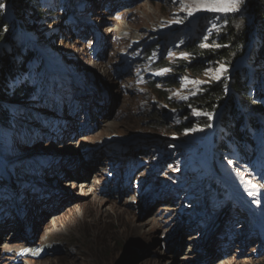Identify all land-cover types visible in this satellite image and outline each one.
Segmentation results:
<instances>
[{
    "label": "rangeland",
    "instance_id": "374dc122",
    "mask_svg": "<svg viewBox=\"0 0 264 264\" xmlns=\"http://www.w3.org/2000/svg\"><path fill=\"white\" fill-rule=\"evenodd\" d=\"M2 1L8 35L23 36L24 49L39 57L18 73L32 88L30 100L6 104L10 119L0 129V162L12 175L9 185L0 181V264H145L170 251L164 264H209L210 257L211 264H264V128L241 139L242 152L226 142L217 152L219 111L209 132L205 114L182 109L206 86L229 80L238 65L253 76L263 65H248L244 57L233 70L213 63L198 77L178 74V85L164 89L166 100L159 91L174 72L151 69L160 59L187 60L183 47L196 36L201 47L217 48L207 42L225 24L253 25L252 0L238 11L201 7L192 15L182 4L195 8L196 0H38L43 15L31 31L18 26L12 6ZM6 48L0 42V52ZM260 80L254 85L259 102ZM234 102L237 119L264 121V114ZM106 122L110 127L101 131ZM98 159L103 163L95 164ZM100 178L93 192L88 181ZM163 196L169 203L157 201ZM96 202L101 211L117 208L120 218L96 222L90 209ZM152 219L163 226L152 239L120 235L134 221L151 233Z\"/></svg>",
    "mask_w": 264,
    "mask_h": 264
},
{
    "label": "trees",
    "instance_id": "16d2710c",
    "mask_svg": "<svg viewBox=\"0 0 264 264\" xmlns=\"http://www.w3.org/2000/svg\"><path fill=\"white\" fill-rule=\"evenodd\" d=\"M5 1L12 6L14 15L20 21L18 26L23 25L28 31L34 30L32 27L34 18H41L43 15L38 0ZM247 7L248 13L254 18L253 25H247L241 20L240 28L232 29L230 23L225 24L215 38L207 42L216 45L217 48L201 47L198 40L199 36H196L194 38L197 41L193 42L192 39L183 47V51L188 57L187 60L176 59L172 63H168V61L160 59L158 62H153L155 70L171 69L175 75L169 79H164L163 89L159 91L161 100L167 99L168 94L164 89H171L178 85L175 79L178 74L181 75L187 72L193 77H198L213 63L223 64L233 70L244 57L249 62L248 65H253V63L259 66L263 65L261 68L255 67L258 71L257 76L251 75L249 70H238L229 80L219 85L215 83L206 86L201 93L189 97L190 99L182 105L184 111L191 107L205 114L207 118L204 125L208 128L211 123L210 118L217 111L220 112L217 133L222 140L217 141V152L224 150L225 142L235 152H242L241 139L247 137L248 133L253 130L258 132L261 128H264V121L262 122V120L259 121L250 117H243V120H239L237 119L238 116L235 115L236 110L239 109L238 106L236 108L237 103L234 102L235 100H239L244 109L249 106L254 113L264 114V101H257V97L260 95H255L254 87L261 76H264V74H261L264 73V0L249 1ZM1 14L0 12V42L6 44L7 48L0 52V129L6 126L10 119L6 104L20 105L30 100L32 88L28 82L19 80L18 73L25 72L27 66L39 57L34 51L24 49L25 46H22L23 36L16 40L8 35L10 25L4 21ZM236 17L231 18L230 22H233ZM252 27H255L258 31L257 35L253 34L254 40L253 35L251 37ZM150 56L146 54L147 58ZM223 106L224 108H222ZM152 120L159 121V118L153 117ZM204 125L201 123V126Z\"/></svg>",
    "mask_w": 264,
    "mask_h": 264
},
{
    "label": "bare ground",
    "instance_id": "6f19581e",
    "mask_svg": "<svg viewBox=\"0 0 264 264\" xmlns=\"http://www.w3.org/2000/svg\"><path fill=\"white\" fill-rule=\"evenodd\" d=\"M97 1H99V0H97ZM140 40H142V39H140ZM104 67V66H103ZM101 70H103L102 72H103V74L102 75H104V76H106V80L110 77L109 76V74L108 73H106V70H105V68H102L101 67ZM110 81H112V79H109ZM109 81V82H110ZM106 82H108V81H106ZM129 89V88H128ZM101 128V131H103V130H105V129H107L108 127H110V125L106 122V123H104L102 126H100ZM97 134V133H96ZM71 135H73V134H70V136ZM99 135V134H98ZM213 136V134L210 136V137H212ZM86 140V139H85ZM107 146V145H106ZM61 149V148H60ZM66 149H68L67 147L66 148H63V150H65V151H63V153L64 154H66L67 153V150ZM76 150V149H75ZM69 154V156H72V157H74V155L73 154H71V151L68 153ZM67 155V154H66ZM80 155V154H79ZM78 154L76 155V158H78V156H79ZM84 155V154H83ZM86 155V154H85ZM107 157V156H106ZM71 158V157H70ZM111 159V158H110ZM70 161V160H69ZM103 161H104V159H98L97 161H96V163L95 164H101V163H103ZM79 162H80V165H84V163L83 162H81L80 161V158H79ZM64 164V163H63ZM77 164V163H76ZM76 164L74 165V168H76ZM85 165H87V164H85ZM89 165H92L91 163L89 164ZM83 167L82 166H77V169L76 170H80V169H82ZM101 168H102V166H101ZM91 169V168H90ZM91 170H95V166L94 165H92V169ZM108 171V170H107ZM104 174V173H103ZM67 175V174H66ZM105 180V179H104ZM104 180H103V178H100V179H96V180H93L92 181V183H90V181H88V185H89V187L93 190V192L95 191V189L96 188H98L103 182H104ZM67 184H64L63 186H66ZM253 187V186H252ZM256 189H259V187L258 188H256ZM1 191V190H0ZM65 191V197H66V195H67V193H66V191L67 190H64ZM91 193V192H90ZM162 196V195H161ZM172 197V196H171ZM65 200V199H64ZM64 200H63V202H64ZM163 201V200H165L166 201V203H169L168 202V200H170V197L168 196H166V197H162V199H159V200H157V201ZM62 202V203H63ZM100 202V201H99ZM44 201H40L37 205H44ZM97 203V202H96ZM102 203V202H101ZM104 205V204H103ZM168 208V207H167ZM173 208V207H172ZM73 209L74 208H72V209H70V212L72 213V214H74L73 212ZM90 209H91V212H92V216L94 217V216H96L94 219H95V221L96 222H98V223H100V222H103V221H105V220H107V221H111V219H113L114 217L115 218H117V219H119L120 218V216H121V214H120V212L117 210V208H113L112 209V211H109V212H107V211H101V208H100V204L99 203H97V204H95L93 207H90ZM41 210H45V209H41ZM260 210V209H259ZM166 211H174V209H171V208H168V209H166ZM32 214H33V212H32ZM90 214H89V216L90 217H92ZM171 216H172V218H171V216H170V218H171V222H170V224L168 225L169 226V228L171 227V229H173L175 226H176V222L177 221H175V219H176V215L173 213V212H171V214H170ZM75 217V216H74ZM80 217V216H79ZM128 217V216H127ZM76 218V217H75ZM74 218V219H75ZM178 218V217H177ZM37 219V218H36ZM58 218H53V220H52V222H53V224H56V222L58 221L57 220ZM79 220V219H78ZM168 220H169V218H168ZM59 223V222H58ZM87 223H89L90 225H92V224H94L92 221H90V222H87ZM150 224H152V231H151V233L149 232V226H146V225H140V224H136L135 223V221H134V223H127V225H125L124 227H121L120 228V235L121 236H125V233L127 234L128 232L129 233H131V235H134V236H136V237H138V238H143V239H145V238H148V240H150V239H152L153 237H154V235L158 232V231H161V229H163V226H161V224H159L158 223V220L157 219H152L150 222H149ZM148 223V224H149ZM32 224H33V231L34 230H36V222H34V220L32 221ZM56 226V225H55ZM121 226V225H120ZM4 227H5V224H3V223H0V230H3L4 229ZM14 228V227H13ZM148 229V230H147ZM189 230H192V229H189ZM189 230H187V231H189ZM167 232V231H166ZM165 232V233H166ZM184 232H185V230H184ZM193 233H194V231H193ZM192 233V234H193ZM156 237V236H155ZM2 238V237H1ZM3 240V239H2ZM186 240V239H185ZM235 241V243H237L236 245H239L240 244V242H237L236 241V239L234 240ZM248 241H251V239H248ZM254 241H256V240H254ZM193 242V241H192ZM173 242H171L170 244H172ZM202 245H204V242L202 243ZM192 246V245H191ZM236 248H237V246H235ZM196 248V247H195ZM170 250H172V248H170ZM169 250V251H170ZM213 250V249H212ZM211 250V254L213 255L214 254V256H215V252H213ZM164 252V251H163ZM209 253H210V251H209ZM159 255H158V258H157V260H155V261H149V262H147V263H145V264H164V262H163V258H165V257H167L166 255H169V254H171V251L170 252H166V254L164 253V254H160V253H158ZM200 254H202V253H200ZM203 256H205L206 255V252H205V254H202ZM21 257H22V255H19L18 256V259H21ZM169 258H171V257H169ZM213 258H215V257H210L209 258V264H211L212 263V261L214 260ZM180 259H187V258H180ZM205 260H207L208 261V258H206ZM177 262H175V261H173L172 262V264H176ZM224 264H226V262L224 263Z\"/></svg>",
    "mask_w": 264,
    "mask_h": 264
},
{
    "label": "snow or ice",
    "instance_id": "6c2138e0",
    "mask_svg": "<svg viewBox=\"0 0 264 264\" xmlns=\"http://www.w3.org/2000/svg\"><path fill=\"white\" fill-rule=\"evenodd\" d=\"M197 7L189 8L182 4V10L187 9V14L192 15L194 11L200 10L201 7L209 11H221V12H234L240 9L244 0H209V2L201 3L200 0H196ZM4 4L0 0V8H3ZM226 71V69H224Z\"/></svg>",
    "mask_w": 264,
    "mask_h": 264
},
{
    "label": "water",
    "instance_id": "95a60500",
    "mask_svg": "<svg viewBox=\"0 0 264 264\" xmlns=\"http://www.w3.org/2000/svg\"><path fill=\"white\" fill-rule=\"evenodd\" d=\"M241 63H245V62L242 60ZM242 68H246L244 64H240V65H238V66L233 70L232 74H234L236 71H238V70H240V69H242ZM247 69H249V68H247ZM114 113H115V109H114L113 112L109 115V118H111V117L113 116ZM219 119H220V116H219V118H218V121H219Z\"/></svg>",
    "mask_w": 264,
    "mask_h": 264
}]
</instances>
